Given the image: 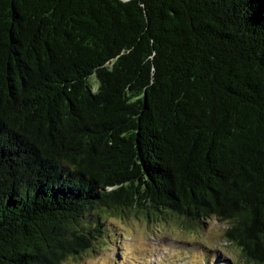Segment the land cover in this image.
Instances as JSON below:
<instances>
[{"label": "trees", "instance_id": "obj_1", "mask_svg": "<svg viewBox=\"0 0 264 264\" xmlns=\"http://www.w3.org/2000/svg\"><path fill=\"white\" fill-rule=\"evenodd\" d=\"M109 217L264 264V0H0V264H80Z\"/></svg>", "mask_w": 264, "mask_h": 264}, {"label": "rangeland", "instance_id": "obj_2", "mask_svg": "<svg viewBox=\"0 0 264 264\" xmlns=\"http://www.w3.org/2000/svg\"><path fill=\"white\" fill-rule=\"evenodd\" d=\"M108 221L100 234L106 249L88 254L80 264H249L239 249L223 242L227 222L210 219L194 228L173 222L157 228L141 218Z\"/></svg>", "mask_w": 264, "mask_h": 264}]
</instances>
